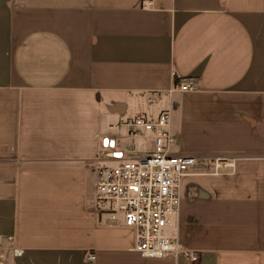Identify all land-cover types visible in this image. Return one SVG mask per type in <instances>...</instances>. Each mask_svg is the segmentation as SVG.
<instances>
[{
    "label": "crops",
    "instance_id": "crops-1",
    "mask_svg": "<svg viewBox=\"0 0 264 264\" xmlns=\"http://www.w3.org/2000/svg\"><path fill=\"white\" fill-rule=\"evenodd\" d=\"M163 111L174 154L233 162L182 180L168 233L264 264V0H0V264H194L96 206L102 140L151 152L125 122Z\"/></svg>",
    "mask_w": 264,
    "mask_h": 264
},
{
    "label": "built area",
    "instance_id": "built-area-1",
    "mask_svg": "<svg viewBox=\"0 0 264 264\" xmlns=\"http://www.w3.org/2000/svg\"><path fill=\"white\" fill-rule=\"evenodd\" d=\"M183 92L197 90L194 81L179 88ZM170 114L161 112L157 117L140 114L126 121L132 130L153 137L151 152L130 158L114 139L102 140L103 163L98 166L96 206L110 220L123 219L127 227L135 230V251L145 259L186 257L199 262V255L185 249L178 238L166 230L178 216L181 204L182 180L194 173L219 174L231 169L233 162L227 157H187L174 154L175 137L171 133ZM117 162L116 165L107 162ZM22 249L15 248L20 257ZM90 259L94 256L90 255Z\"/></svg>",
    "mask_w": 264,
    "mask_h": 264
},
{
    "label": "rangeland",
    "instance_id": "rangeland-1",
    "mask_svg": "<svg viewBox=\"0 0 264 264\" xmlns=\"http://www.w3.org/2000/svg\"><path fill=\"white\" fill-rule=\"evenodd\" d=\"M108 163H110V165H116L117 164L113 161H109ZM171 229H172V226H168L166 230L169 232Z\"/></svg>",
    "mask_w": 264,
    "mask_h": 264
}]
</instances>
